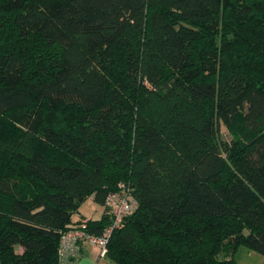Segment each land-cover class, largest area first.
<instances>
[{"label":"trees","instance_id":"obj_1","mask_svg":"<svg viewBox=\"0 0 264 264\" xmlns=\"http://www.w3.org/2000/svg\"><path fill=\"white\" fill-rule=\"evenodd\" d=\"M124 190L113 264L264 255V0H0V264Z\"/></svg>","mask_w":264,"mask_h":264},{"label":"built area","instance_id":"obj_2","mask_svg":"<svg viewBox=\"0 0 264 264\" xmlns=\"http://www.w3.org/2000/svg\"><path fill=\"white\" fill-rule=\"evenodd\" d=\"M106 206L111 216V224L102 235L95 236L82 229H71L61 235L58 247V264H72L75 259L81 256L82 247L86 244L96 246L99 255L104 256L112 230L136 208L137 203L128 190H124L110 194L106 198Z\"/></svg>","mask_w":264,"mask_h":264},{"label":"rangeland","instance_id":"obj_3","mask_svg":"<svg viewBox=\"0 0 264 264\" xmlns=\"http://www.w3.org/2000/svg\"><path fill=\"white\" fill-rule=\"evenodd\" d=\"M220 131L225 138L229 137L228 134L237 133L234 129L229 131L228 127L223 124L220 126ZM96 204L97 203H95L91 198H87L79 206V212L81 211L86 215H91L93 209L92 206H96ZM76 218L77 213L73 215V220L76 221ZM17 250L20 251L21 249L17 248ZM236 264H264V255L240 246L236 252Z\"/></svg>","mask_w":264,"mask_h":264},{"label":"crops","instance_id":"obj_4","mask_svg":"<svg viewBox=\"0 0 264 264\" xmlns=\"http://www.w3.org/2000/svg\"><path fill=\"white\" fill-rule=\"evenodd\" d=\"M90 198L93 200L92 197ZM92 208L93 209L91 215H86L85 213H82L80 211L77 213L76 219L87 220L89 218H99L104 212L103 205H100L98 203L96 204V206H92ZM72 264H113V262L105 256H100L99 250L96 246L86 244L82 247L81 256L75 259Z\"/></svg>","mask_w":264,"mask_h":264}]
</instances>
